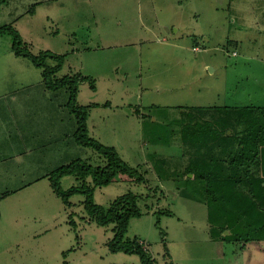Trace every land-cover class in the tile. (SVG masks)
<instances>
[{"label":"rangeland","instance_id":"rangeland-1","mask_svg":"<svg viewBox=\"0 0 264 264\" xmlns=\"http://www.w3.org/2000/svg\"><path fill=\"white\" fill-rule=\"evenodd\" d=\"M5 26L28 52L63 58L56 78H90L76 97L87 135L144 176L94 187V201L139 197L143 215L129 221L126 238L154 264L262 263L236 234L224 238L246 229L230 224L228 208L208 204L195 169L184 171L214 157L201 138L191 140L194 131L215 132L202 125L213 120L208 109L264 107V0H6ZM69 93L46 90L41 69L0 34V264H142L109 250L112 226L88 222L84 196L66 208L51 189L59 167L102 162L75 142ZM74 185L73 176L60 179L64 190Z\"/></svg>","mask_w":264,"mask_h":264},{"label":"trees","instance_id":"trees-1","mask_svg":"<svg viewBox=\"0 0 264 264\" xmlns=\"http://www.w3.org/2000/svg\"><path fill=\"white\" fill-rule=\"evenodd\" d=\"M4 1L6 0H0V4ZM0 34L11 35L15 55L30 59L41 69L46 90L55 91L64 87L69 89L68 106L77 124L74 132L75 142L80 146L92 148L101 158L102 162L98 166L78 159L56 169L49 176L54 194L64 202L66 208H69V199L73 195L84 196L82 205L88 222L103 228L112 226L113 237L107 243L111 252L134 253L139 256L142 264H154V260L137 239L126 238L129 221L143 215L139 208V197L127 193L117 197L106 207L94 201V187L118 181L142 183L144 176L126 164L114 148L104 146L87 135V109L76 105V97L78 84L90 81V78L78 74L56 78V73L62 67V57L50 52H40L38 55L28 52L17 32L10 26L0 28ZM47 59H53L55 65L48 66ZM207 111L213 120L208 116V120L202 125L212 126L215 132L194 131L191 140L194 142L201 138L208 152L212 149L214 157L207 159L209 164L203 161L195 164L197 166L187 167L185 176L195 169L192 177L204 181L205 199L208 204L217 205L218 209L219 206H224L223 209L220 207L223 214H228V208L232 214L230 224L246 229V233H238L234 226V233L224 238L229 239L237 235L238 239L251 244L261 252V262L264 264V107L226 106L213 107ZM186 114L190 119L197 116L195 108L188 110ZM197 124L200 125L199 122ZM229 129L232 130L230 134L227 132ZM65 176H73L79 185L62 189L60 179ZM165 214L169 215V212ZM242 220L245 221L244 225L241 224ZM69 224L73 228L76 226L73 220H70Z\"/></svg>","mask_w":264,"mask_h":264},{"label":"water","instance_id":"water-1","mask_svg":"<svg viewBox=\"0 0 264 264\" xmlns=\"http://www.w3.org/2000/svg\"><path fill=\"white\" fill-rule=\"evenodd\" d=\"M211 69V68H210Z\"/></svg>","mask_w":264,"mask_h":264}]
</instances>
